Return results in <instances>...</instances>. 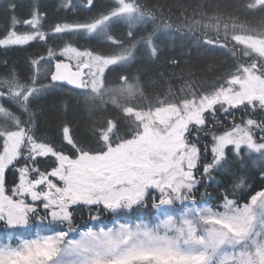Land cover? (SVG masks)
I'll return each instance as SVG.
<instances>
[{"label": "snow or ice", "instance_id": "6c2138e0", "mask_svg": "<svg viewBox=\"0 0 264 264\" xmlns=\"http://www.w3.org/2000/svg\"><path fill=\"white\" fill-rule=\"evenodd\" d=\"M85 4L96 8L95 0ZM65 7L75 5L65 0ZM15 8L9 5L0 46L35 42L46 55L29 59L27 79L14 70L0 77V226L8 230L0 264H264V169L258 191L244 192L248 185L237 177L220 193L222 203L205 200L212 184L221 188L214 173L230 172L233 161L246 157L264 161V25L246 23L249 15L264 17V0H242L229 10L217 5L212 16L201 13L194 22L214 33L206 43L235 58L210 91L190 88L147 104L137 103L147 99L140 77L126 73L138 47L158 57L154 38L171 25L156 24V12L141 0H111L82 22L48 30L38 6L22 20ZM165 18L161 10L159 19ZM120 24L127 28L123 37L112 32ZM73 35L100 39L108 50L75 47L65 41ZM106 72H120L119 82L106 87ZM65 86L105 114L84 140L63 125L57 145L36 135L31 105ZM34 227L50 234L16 235Z\"/></svg>", "mask_w": 264, "mask_h": 264}, {"label": "trees", "instance_id": "16d2710c", "mask_svg": "<svg viewBox=\"0 0 264 264\" xmlns=\"http://www.w3.org/2000/svg\"><path fill=\"white\" fill-rule=\"evenodd\" d=\"M96 8L88 11L85 0H71L75 5L74 10L65 7V0H0V36L10 25L9 10L10 4H15V15L18 19L29 18V13L38 6L41 13H46L43 23L45 30L55 23H72L84 21L102 11L111 0H95ZM149 9L157 14L156 24L167 23L171 25L168 29L157 32L154 42L158 47L159 55L152 58L143 47H138L134 67L127 71L129 77L139 76L147 99L139 100L137 103L147 104L155 101L161 95H171L179 97L186 95L191 88L193 91H210L220 79L232 69L234 59L225 49L206 43L214 33L211 31L192 27L195 21L201 20V13L212 16L219 5L222 10H229L231 6L241 3L242 0H141ZM163 11L164 20L159 19ZM195 14V15H193ZM207 23V21H203ZM248 26L260 28L264 25V17L260 14L249 15L246 19ZM26 27V26H25ZM151 22L147 26V31H152ZM19 29L20 26L17 25ZM191 28V30H190ZM127 31L125 25L114 26L112 32L117 37H123ZM136 31L140 35L145 34V27L140 26ZM65 41L81 49H92L97 52L107 51L102 47L103 41L89 38L88 36L73 35L65 37ZM51 47L58 48L61 43H52ZM38 55H46L45 46L31 42L29 45L5 48L0 46V77L6 76L9 72L15 71L21 79H27L31 75L29 59ZM176 63L173 64L172 61ZM41 73L39 79H44ZM120 72H113L108 75L106 72L105 86H113L119 82ZM187 86V87H186ZM183 89V92L180 90ZM11 107L10 105H5ZM31 110L35 114V133L46 140H50L57 145H61V128L67 125L70 134L79 140L88 137L90 130L95 123L102 122L103 110L92 109L86 104L83 97L70 89V86L56 88L52 91L44 92L38 97V102L31 105ZM12 111H16L12 108ZM109 113L112 109L108 110ZM17 115H20L17 112ZM27 120V115L21 117ZM221 121L225 124L229 118L221 115ZM237 122L239 117L237 116ZM217 131L218 129H213ZM205 141L209 143L211 137L206 136ZM203 147V144L200 145ZM67 152L68 149L65 148ZM209 159L211 157L209 156ZM50 162V161H49ZM46 166L44 163L41 167ZM264 169V161L257 157H246L245 161L232 162L231 171L224 174H215L217 181L221 183V188L217 189L212 184L205 197L207 203L213 207L222 203L219 199L220 193L225 189H231L237 182V177L246 181L247 187L244 192L258 191L262 185L261 170ZM13 179L9 173V182ZM203 192L204 189L202 188ZM87 219L86 214H82ZM106 218V217H103ZM110 219V218H109ZM131 219V218H129ZM76 222L81 223L79 217ZM8 230L1 231L5 236ZM17 236L29 237L32 233L24 229L16 233Z\"/></svg>", "mask_w": 264, "mask_h": 264}, {"label": "rangeland", "instance_id": "374dc122", "mask_svg": "<svg viewBox=\"0 0 264 264\" xmlns=\"http://www.w3.org/2000/svg\"><path fill=\"white\" fill-rule=\"evenodd\" d=\"M211 206V205H210ZM131 218V217H130ZM103 219V221H104V224H107L109 227H111L112 226V224H111V221H110V219L108 218V217H106V218H102ZM132 219L133 218H131V219H129V222H131L132 221ZM145 219H147V217H145ZM121 222H123V221H121ZM81 224V223H80ZM101 226H103V225H101ZM4 230H6L4 227H2V226H0V240H2L3 238H4V235L1 233V231H3L4 232ZM26 232H30V233H32V236H29V237H23V236H20L21 238H23V239H34V238H36V234L37 233H39L40 235H45V234H50V233H45V232H42L39 228H32V229H29V230H25Z\"/></svg>", "mask_w": 264, "mask_h": 264}]
</instances>
